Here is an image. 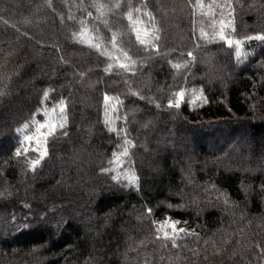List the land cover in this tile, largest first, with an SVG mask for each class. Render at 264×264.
Wrapping results in <instances>:
<instances>
[{
  "label": "trees",
  "instance_id": "1",
  "mask_svg": "<svg viewBox=\"0 0 264 264\" xmlns=\"http://www.w3.org/2000/svg\"><path fill=\"white\" fill-rule=\"evenodd\" d=\"M43 1L54 36L18 21L22 9L0 0V264H264V41L245 39L264 34V0H204L222 6L217 17L243 40L239 58L223 41L198 38L210 21L190 0H119V8L117 0ZM132 8L141 20L145 10L155 17L158 52L135 43ZM80 21L112 56V32L121 33L133 71L78 43ZM180 90L187 98L168 108ZM105 94L115 98L107 125ZM61 99L66 127L31 171L14 155L17 130ZM171 115L183 126L166 125ZM125 139L129 156L110 164ZM197 139L203 144L194 147ZM132 173L138 185L125 179ZM166 216L195 234L181 233L176 248L157 240L153 221Z\"/></svg>",
  "mask_w": 264,
  "mask_h": 264
},
{
  "label": "snow or ice",
  "instance_id": "2",
  "mask_svg": "<svg viewBox=\"0 0 264 264\" xmlns=\"http://www.w3.org/2000/svg\"><path fill=\"white\" fill-rule=\"evenodd\" d=\"M190 3L193 4V9L199 10V14L201 16H206L209 18L208 27L211 29V32L205 30L204 28L200 29L199 39L207 40V42H220L223 41L227 47L236 49L237 58L240 57V48L243 43V40L233 39L231 36V32L227 30L230 28L231 21H225L223 18V13L217 17L216 9L222 7L221 5L213 3L206 4L204 0H190ZM121 6L119 0L114 4L115 8H119ZM230 8L231 5H228ZM134 13H141V8H132L126 13V19L128 21L129 26L131 27L132 32L135 34V43L139 44L143 47L144 50H148L151 48L153 51L158 52V41L160 40V36L158 35V29L155 27V17L152 15L150 11H143V16L147 17L148 20H141L139 15H135ZM91 16V13L88 14ZM151 22V28L146 25ZM81 29L77 33H73L74 38L77 39L78 43H85L87 46L96 49L101 53V55H106L110 60L115 61V67L124 71L131 72L137 64V61L133 60L129 55L128 51L122 46L121 42V33L112 32L111 39L109 43L112 48L115 49L119 55L112 56L111 53L105 49L104 45L100 42V37L93 33L89 35L90 30L87 28V24L85 21H80ZM234 32V28L231 30ZM87 37V39H85ZM246 40H259L264 41V34L249 36L245 38ZM188 56H192V53L189 52ZM171 63V61H170ZM172 67L179 70L181 67H187V64L181 65L180 63H173ZM114 68L112 63H109L106 67V72H111ZM5 93L0 91V96H3ZM134 95L136 93H133ZM48 92L44 93V99H48ZM193 100L191 102L195 103L196 100H199L200 97L196 96L195 91L192 92ZM178 97V98H177ZM111 99L107 94L104 96L105 101V114L106 120L105 123L110 124V120L108 119L107 113L108 108L110 107L109 101ZM185 100V91L180 90L174 93L173 98L169 99L168 108H179L181 103ZM119 103V101H118ZM67 105L65 101L61 99L58 102L56 107L51 109L52 112L57 113V120L59 123L54 121H45V122H36L35 125L30 123H25L22 129H18V134L23 136V139L19 141V144L15 150L14 155L17 158L24 157L25 162L28 164V168L31 171H35L36 167L41 163V161L48 155L47 150V142L48 139L55 138L58 130H63L67 124V114H66ZM44 116H47V111L42 113ZM31 130V134L29 132ZM110 131H116L115 128H109ZM62 135H67L66 131L61 132ZM43 144V147H41ZM27 145V146H25ZM34 145V146H33ZM131 142L127 139L124 140V143L120 145V150L117 153H113V159L109 161L110 164H120L122 166V158L129 156V147ZM35 152L37 155L35 158L28 159V153ZM114 170V169H111ZM107 171V170H106ZM113 179L118 183L120 182L119 174L113 176ZM125 179L127 180L129 185H138V178L134 173L126 174ZM148 214L151 216L152 209H148ZM179 221H171L170 218H166L163 222L157 224L156 221H153L154 225V233L155 238L157 240H163L166 242H170L171 247L176 248L179 247L177 240L183 239L184 237L180 234L183 233L186 235H194L195 233H190L187 229L177 228L176 225ZM170 229V230H169ZM165 247L168 245L165 244Z\"/></svg>",
  "mask_w": 264,
  "mask_h": 264
},
{
  "label": "rangeland",
  "instance_id": "3",
  "mask_svg": "<svg viewBox=\"0 0 264 264\" xmlns=\"http://www.w3.org/2000/svg\"><path fill=\"white\" fill-rule=\"evenodd\" d=\"M10 2L14 6L16 5L22 9V11H20V13H22L24 16L19 17L18 21L20 20L23 23H26L29 25L31 24L32 26H35L34 28H36L37 30H39L41 28V26H46V27H48V31L50 32V34L52 36H54V32L56 31L57 26L54 23V20H52L53 18H51L52 14H46V12H40L42 5L44 3L43 0H10ZM45 69L47 71L48 76H50V77L55 76L56 72L52 69V67H49V68L47 67ZM186 98L187 97L185 96V99ZM27 100H28V97L19 96L20 104L23 102H26ZM189 101H192V98L189 99ZM16 116H18V110H14V112L12 113V118H16ZM45 121H54V122L58 123L59 121L57 120V113L49 111L47 113V116H45L42 120H39L38 122H45ZM166 125H169L170 127H173L174 129H177L178 127H182L183 123L176 116L171 115L168 118V122ZM0 131L4 132V130H2V129H0ZM29 132L31 134V130H29ZM202 142H204L205 144L210 143L207 138L203 139ZM202 142H201V139H197V140H194L192 142V144L194 147H198L199 144H203ZM25 146H27V145H25ZM41 147H43V144H41ZM211 147L213 148V146H211ZM260 154L262 157H264V144L260 148ZM64 200H66V199L64 198ZM49 202H51V201H49ZM55 202L58 203V201H55ZM166 218H170L171 221H179V223L176 225L177 228H184L187 230H191V227L189 226V224L187 222H185L183 220L172 218L171 216H166L164 218L159 219L158 223L163 222Z\"/></svg>",
  "mask_w": 264,
  "mask_h": 264
}]
</instances>
